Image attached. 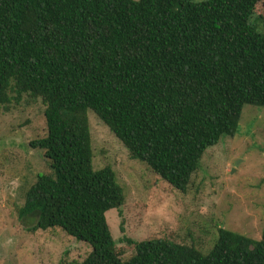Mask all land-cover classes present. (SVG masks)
I'll use <instances>...</instances> for the list:
<instances>
[{
	"label": "trees",
	"instance_id": "16d2710c",
	"mask_svg": "<svg viewBox=\"0 0 264 264\" xmlns=\"http://www.w3.org/2000/svg\"><path fill=\"white\" fill-rule=\"evenodd\" d=\"M259 0H0V107L44 105L29 141L49 171L25 192L31 230L86 242L78 264H264L259 239L218 227L206 253L167 237L127 239L122 258L105 213L125 200L110 166L92 164L91 110L173 188L185 192L204 150L234 134L245 104L264 106Z\"/></svg>",
	"mask_w": 264,
	"mask_h": 264
},
{
	"label": "rangeland",
	"instance_id": "374dc122",
	"mask_svg": "<svg viewBox=\"0 0 264 264\" xmlns=\"http://www.w3.org/2000/svg\"><path fill=\"white\" fill-rule=\"evenodd\" d=\"M255 14L264 18V0L257 2ZM43 110L40 99L26 96L8 110L0 107V264H78L91 250L61 228L31 230L35 217L19 216L26 190L49 171L43 150L29 145L46 134ZM87 116L93 167L110 166L125 195L120 207L105 213L122 258L132 253L127 239L167 237L206 253L218 227L261 237L264 106H243L235 133L204 150L185 192L132 158L91 110Z\"/></svg>",
	"mask_w": 264,
	"mask_h": 264
}]
</instances>
